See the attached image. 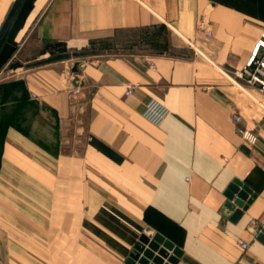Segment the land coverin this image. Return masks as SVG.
I'll list each match as a JSON object with an SVG mask.
<instances>
[{
	"label": "crops",
	"instance_id": "1",
	"mask_svg": "<svg viewBox=\"0 0 264 264\" xmlns=\"http://www.w3.org/2000/svg\"><path fill=\"white\" fill-rule=\"evenodd\" d=\"M158 29L175 52L149 50ZM263 31L264 0H0V229L33 204L88 264H124L145 229L176 264H264V92L233 77ZM233 183L254 198L231 219Z\"/></svg>",
	"mask_w": 264,
	"mask_h": 264
},
{
	"label": "rangeland",
	"instance_id": "2",
	"mask_svg": "<svg viewBox=\"0 0 264 264\" xmlns=\"http://www.w3.org/2000/svg\"><path fill=\"white\" fill-rule=\"evenodd\" d=\"M158 32L156 41L147 44L149 50L175 52L173 45L177 44L172 37L160 29ZM28 209L27 221L31 226L0 229V264H88L89 252L85 245L67 243L66 240L52 242L56 240L57 228L36 226L41 223L49 225L51 213L35 211L33 204L28 205ZM62 232L60 229V237L66 235Z\"/></svg>",
	"mask_w": 264,
	"mask_h": 264
},
{
	"label": "water",
	"instance_id": "3",
	"mask_svg": "<svg viewBox=\"0 0 264 264\" xmlns=\"http://www.w3.org/2000/svg\"><path fill=\"white\" fill-rule=\"evenodd\" d=\"M78 57L76 54H57L38 61L33 65L41 66ZM82 67L83 65L75 63L71 68V73L76 76L73 81L75 87L79 86L77 75ZM226 197L228 201L220 213L224 217H229L233 213L231 219H234L240 216V210L247 209L254 195L248 196L244 191L239 189L237 183H233L228 187ZM257 239L264 243V227L259 232ZM180 256L181 252L171 243L165 241L161 236L154 234L150 229H145L124 264H176Z\"/></svg>",
	"mask_w": 264,
	"mask_h": 264
},
{
	"label": "built area",
	"instance_id": "4",
	"mask_svg": "<svg viewBox=\"0 0 264 264\" xmlns=\"http://www.w3.org/2000/svg\"><path fill=\"white\" fill-rule=\"evenodd\" d=\"M233 77L236 81L243 83L246 86L255 87L259 93L264 92V31L261 33L260 39L254 44L245 64L233 73ZM78 91L79 88L75 87L70 90V93L74 95L77 94ZM132 93L133 88L127 86L124 95L129 97ZM148 110L155 116H160V113L155 106L149 105ZM232 120L234 123L240 125L237 129L239 136L250 145H255L257 142V136L254 128L245 126L242 123L241 117L237 114L232 116ZM240 247L246 249L247 246L246 244H241Z\"/></svg>",
	"mask_w": 264,
	"mask_h": 264
},
{
	"label": "bare ground",
	"instance_id": "5",
	"mask_svg": "<svg viewBox=\"0 0 264 264\" xmlns=\"http://www.w3.org/2000/svg\"><path fill=\"white\" fill-rule=\"evenodd\" d=\"M257 42V41H256ZM254 46V45H253Z\"/></svg>",
	"mask_w": 264,
	"mask_h": 264
}]
</instances>
